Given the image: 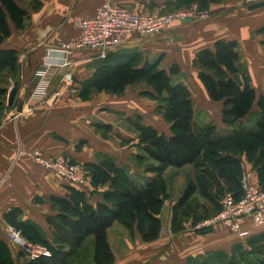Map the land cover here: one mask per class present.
Masks as SVG:
<instances>
[{
  "label": "crops",
  "instance_id": "0c3cea01",
  "mask_svg": "<svg viewBox=\"0 0 264 264\" xmlns=\"http://www.w3.org/2000/svg\"><path fill=\"white\" fill-rule=\"evenodd\" d=\"M106 1L109 0H23L21 3L29 12L26 26L18 29L12 24L11 35L0 44L1 49H14L19 56L18 72L13 74L5 70L3 73L8 96L0 114V244L8 246L14 264H27L31 260L10 241L6 228L13 223L6 218L7 213L13 208H20L13 219L38 225L47 239L53 242L55 226L50 221L51 216L59 211L53 207L51 198H70L68 184L34 161L31 155L34 149H41L48 156L63 154L84 165L101 164L109 158L127 168L139 184L158 176L156 171L145 167L140 169L135 162L136 154L141 149L138 132L129 118L141 115L144 124L152 125L168 135L172 134L171 123L165 119L166 122H160L161 118L155 115L156 99L145 94L150 90L134 87V84L129 85L120 96L101 91L94 93L90 99H82L79 96L82 83L93 75L102 62L93 49L74 51L70 64L60 68L53 78L48 99L32 110H25L32 105L34 71L45 59L47 46L77 39L81 30L74 24L72 17H90ZM111 1L130 9L161 14L169 12L173 0ZM194 4L197 7L198 3ZM195 10L196 15L190 20L176 21L167 31L155 37L140 39L133 36L118 51H140L151 61L160 59L165 69L172 65L178 66L181 70L179 79L192 93L194 119L197 114L209 117L214 114L212 106H217L218 119L214 122L217 132L221 136H229L232 126L223 122V103L209 97L198 77V69L193 66V60L200 49L213 47L219 38L237 40L242 59L252 78L251 83L258 95H264V32H259L264 27V6L250 10L244 0H219L210 3L205 9ZM65 75H70L72 82L74 78L77 80L73 82L77 93L64 95L61 80L65 83ZM13 86L17 88V93L10 104L8 97ZM15 110L22 111L18 117H14ZM258 111L259 107L255 103L251 113L238 126L245 127V122L250 118L255 121ZM245 128L255 129V125ZM231 154L238 156L243 172H249L253 182L261 185L255 160L246 151ZM193 167L194 164L178 169L169 167L164 175L170 171L174 174L190 171ZM87 171L91 181V173ZM195 176H190L188 180L185 177L179 179L183 190ZM219 176L224 185H232L225 174ZM166 182L169 191L171 183L169 179ZM109 187V182L98 185L96 193L87 194L90 202L96 205L102 199L101 193ZM165 209L160 218L162 229L165 228L168 233L161 230L160 236L153 241L143 239L137 221L127 224L116 220L113 223L108 230L115 255L113 264H186L191 256L214 250H230L235 243H246L248 240L241 239L223 224H218L208 233L186 228L191 222H185V228L175 230L171 222L172 207L170 210ZM246 226L252 231V236L264 232V227L259 228L251 221ZM93 241L92 236L85 241V246L91 252ZM68 248L65 246L66 250ZM73 264H95V261L92 257L85 260L79 256Z\"/></svg>",
  "mask_w": 264,
  "mask_h": 264
},
{
  "label": "trees",
  "instance_id": "16d2710c",
  "mask_svg": "<svg viewBox=\"0 0 264 264\" xmlns=\"http://www.w3.org/2000/svg\"><path fill=\"white\" fill-rule=\"evenodd\" d=\"M22 1L0 0V44L11 35L12 24L18 29L26 26L29 12L22 5ZM185 1L197 2L200 9H205L210 3L219 0H177L179 3ZM259 32H264V27ZM193 66L198 69V77L209 97L223 103V122L232 126L229 136L219 135L214 123L199 125L195 122L192 93L178 78L181 74L178 66L172 65L165 69L161 66L160 59L151 61L140 51L110 52L97 66L93 75L82 83L79 96L90 99L94 93L101 91L120 96L129 85L146 80L152 88L145 92L146 95L155 99L164 96L161 107L166 120L171 123L172 134L168 135L152 125L144 124L141 115L130 117L129 122L138 132V145L141 149L135 158L140 166L145 161L154 162L148 169L153 168L158 176L139 184L127 168L119 166L109 158L101 164H85L95 187L107 182L110 187L101 193L102 199L96 205L90 202L88 193L71 186L70 198L52 197V205L59 211L51 216L50 221L55 226L53 242L47 239L38 225L13 219L20 212V208H13L7 213L6 218L26 238L46 244L53 251L51 257L31 260L27 264H73L79 256L85 260L92 257L95 264H113L115 255L109 242L108 230L116 220L127 224L137 221L145 241L157 239L163 227L160 214L168 198L165 196L167 182L162 181L165 170L187 164L202 166V157L208 154L218 156V162L213 164L221 165L216 172L217 177L225 174L232 184L226 190L235 192L237 197L242 194L240 180L243 169L238 156L231 152L246 151L255 160L259 167L261 186L264 187V95H258L251 83L252 78L242 59L239 42L226 38L217 39L213 47L202 48L196 53ZM5 70H10L13 74L19 70V56L14 49L0 48V114L8 96V88L4 85L3 78ZM255 103L259 107L255 129L238 126L251 113ZM221 141L222 144H218ZM214 146L222 149H215ZM205 169H202L204 176L215 175L214 168L210 167L209 171ZM197 187L195 179L189 180L178 200L172 205L173 229H183L189 219L196 223L206 218L196 219L203 205L198 201ZM213 204L214 210L221 209L217 200ZM90 236L94 239L92 252L88 247L82 253L85 241ZM65 246L69 248L66 250ZM0 264H14L10 250L4 243L0 244ZM186 264H264V232L250 237L246 243H235L230 250H214L191 256Z\"/></svg>",
  "mask_w": 264,
  "mask_h": 264
},
{
  "label": "built area",
  "instance_id": "2783aa9c",
  "mask_svg": "<svg viewBox=\"0 0 264 264\" xmlns=\"http://www.w3.org/2000/svg\"><path fill=\"white\" fill-rule=\"evenodd\" d=\"M259 1L262 0H244L247 5ZM195 15V9L153 14L130 9L109 0L99 6L90 17L73 16L74 24L81 30L79 37L47 46L45 59L34 71L32 105L24 107L25 110H32L48 99L53 78L60 68L70 64L74 51L93 49L97 52V57L104 60L110 52L123 47L133 36L140 39L158 36L176 21L193 18ZM64 81L72 83V78L65 75ZM21 112L15 110L14 117H18ZM31 155L35 162L52 171L68 186L86 193L91 192L90 176L84 164L72 162L63 154L48 156L41 149H34ZM240 184L242 194L239 197L235 192L226 190L220 200L221 209L216 214L198 221L192 229L205 231L223 224L238 237L247 240L253 235L246 226L247 222L251 221L259 228L264 227V187L253 182L250 173L246 171L242 174ZM6 230L10 241L20 248L29 260L52 256L53 251L48 245L29 240L17 227L8 225ZM162 232L168 233L165 228Z\"/></svg>",
  "mask_w": 264,
  "mask_h": 264
},
{
  "label": "rangeland",
  "instance_id": "374dc122",
  "mask_svg": "<svg viewBox=\"0 0 264 264\" xmlns=\"http://www.w3.org/2000/svg\"><path fill=\"white\" fill-rule=\"evenodd\" d=\"M194 3H197V2H177V0H173L172 1V6L171 8L168 9L169 12L171 11H178V10H183V9H198L200 10V7H199V4H197V7L195 6L196 4ZM154 61V60H152ZM179 78V77H178ZM77 80H75L74 78V83L76 82ZM73 82L71 84H66L64 82H62L61 80V89L65 90L64 92V95L65 94H72V93H77L75 92V85L73 84ZM134 87H145V88H148L149 90H152L151 86L147 83L146 80H140L136 83H134ZM63 95V96H64ZM164 102V96H161L160 98H156V102H155V106L156 108L154 109L155 111V115H158L161 120L160 122H166V118H165V115H164V109L161 107V104ZM203 106H206L203 105ZM213 107V112L214 114H211L208 116H205V114H197L196 115V120L195 122L199 125H205V124H208V123H214L215 120L218 119V114H217V106L216 108ZM216 112V114H215ZM166 121H165V120ZM256 119L255 118V121L252 120V118H250L249 120H247L245 122V127H248V128H252L254 127L255 125V122H256ZM228 143V141H227ZM218 144H222V141L221 142H218ZM210 148H213V147H210ZM215 149H222L221 147L219 146H214ZM210 155V154H208ZM206 156V157H202V159H204V163L202 166H200V164L196 165L193 167V169H191L190 171H180V173H177V174H174L172 173V171H170L169 173H166L165 175L163 174V177H162V181L165 183L166 180L169 179L170 181V189L168 191V188H167V193L165 194V196L168 197V200H167V203L165 202V207L163 208H166L165 210H170L171 207H172V204H173V201H176L178 200L179 196L181 195L182 191H183V184L181 183V181H179V179L181 177H185V180L189 179L190 176H195V173H196V176H195V180L197 181V184H198V187H197V198H198V201L200 202V204L202 205V207H200L199 209V213L200 215H197L196 216V219L200 218V217H210L212 214L215 213L216 210H214V204H213V201L214 200H217L218 203H219V200H221L223 194H224V191L226 189H230L228 188V186L224 185L222 182H221V179L217 177V171L221 168L218 163L217 165H213L214 162H218L217 158L218 156H215V155H211V156ZM135 162L137 163V165L140 167V169H142L143 167L147 168V170H153V168H150L148 169V166H152V164H154V162L152 161H145V162H142V166H140L137 162V160H135ZM211 167V169H215V175L213 177H208V176H204L203 175V171L202 169L206 168L205 171H209V168ZM173 169H178L177 167H172ZM181 168V167H180ZM195 168V169H194ZM244 172H242L243 174ZM203 175V176H199V175ZM199 176V177H198ZM200 178V180H199ZM173 181V182H172ZM91 183V192L89 193H96V187L95 185L93 184L92 180L90 181ZM166 185V184H165ZM164 186V184L162 185ZM168 186V184H167ZM167 199V198H166ZM164 218H165V215H164ZM186 222H191L187 225L186 228H190L192 229L195 224L197 223H193L194 220H187ZM184 227V228H185ZM88 250V246L87 248H85V245H84V248L82 249V253L87 251Z\"/></svg>",
  "mask_w": 264,
  "mask_h": 264
},
{
  "label": "water",
  "instance_id": "95a60500",
  "mask_svg": "<svg viewBox=\"0 0 264 264\" xmlns=\"http://www.w3.org/2000/svg\"><path fill=\"white\" fill-rule=\"evenodd\" d=\"M261 6H264V0L259 1V2H255V3H251V4L248 5V8H249L250 10H252V9H256V8H258V7H261ZM190 19H191V18H187V19H184V21H185V20H190ZM16 93H17V88H16V87L12 88V89H11V92H10V94H9V97H8V100H9V103H10V104L13 103L14 98H15V96H16ZM212 230H213V228H209V229L205 230L204 232H205V233H208V232H211Z\"/></svg>",
  "mask_w": 264,
  "mask_h": 264
}]
</instances>
